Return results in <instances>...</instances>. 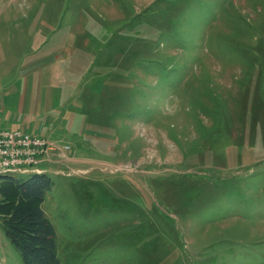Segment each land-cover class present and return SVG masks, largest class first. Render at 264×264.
Here are the masks:
<instances>
[{
    "label": "rangeland",
    "instance_id": "rangeland-1",
    "mask_svg": "<svg viewBox=\"0 0 264 264\" xmlns=\"http://www.w3.org/2000/svg\"><path fill=\"white\" fill-rule=\"evenodd\" d=\"M0 101L62 264H264V0H0Z\"/></svg>",
    "mask_w": 264,
    "mask_h": 264
},
{
    "label": "trees",
    "instance_id": "trees-1",
    "mask_svg": "<svg viewBox=\"0 0 264 264\" xmlns=\"http://www.w3.org/2000/svg\"><path fill=\"white\" fill-rule=\"evenodd\" d=\"M11 183L18 203L2 218L7 239L19 251L23 264H62L58 256V234L42 208L53 182L46 173H34L28 180L2 177Z\"/></svg>",
    "mask_w": 264,
    "mask_h": 264
},
{
    "label": "built area",
    "instance_id": "built-area-1",
    "mask_svg": "<svg viewBox=\"0 0 264 264\" xmlns=\"http://www.w3.org/2000/svg\"><path fill=\"white\" fill-rule=\"evenodd\" d=\"M48 149L47 141L27 130L0 126V175L6 173H41L38 156Z\"/></svg>",
    "mask_w": 264,
    "mask_h": 264
},
{
    "label": "crops",
    "instance_id": "crops-1",
    "mask_svg": "<svg viewBox=\"0 0 264 264\" xmlns=\"http://www.w3.org/2000/svg\"><path fill=\"white\" fill-rule=\"evenodd\" d=\"M5 105L1 104V101H0V126H8L10 124H13V125H25V126H31L30 125V117L27 116V115H19V114H14L13 111L10 113L12 116V118L14 119V117L18 116L19 115V118H15L16 121H13L12 118H9V113L10 112L9 110H6ZM21 112V111H20ZM26 112V106H25V111L24 113ZM26 118L29 120H26ZM28 123V124H27ZM15 130H19V129H15ZM41 173H45L44 170H41ZM47 174V173H46Z\"/></svg>",
    "mask_w": 264,
    "mask_h": 264
}]
</instances>
